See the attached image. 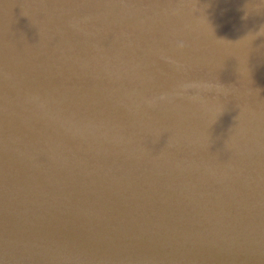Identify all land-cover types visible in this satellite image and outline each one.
I'll list each match as a JSON object with an SVG mask.
<instances>
[{"label":"water","instance_id":"1","mask_svg":"<svg viewBox=\"0 0 264 264\" xmlns=\"http://www.w3.org/2000/svg\"><path fill=\"white\" fill-rule=\"evenodd\" d=\"M0 264H264V0H0Z\"/></svg>","mask_w":264,"mask_h":264}]
</instances>
